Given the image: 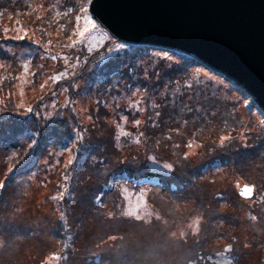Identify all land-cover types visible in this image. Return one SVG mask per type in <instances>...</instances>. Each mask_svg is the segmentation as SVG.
Instances as JSON below:
<instances>
[{"label":"trees","instance_id":"obj_1","mask_svg":"<svg viewBox=\"0 0 264 264\" xmlns=\"http://www.w3.org/2000/svg\"><path fill=\"white\" fill-rule=\"evenodd\" d=\"M77 7L74 8L71 0H0V177L3 176L0 179V264H44L46 251L50 252L51 264H93L89 260L98 256V264H203L227 246L234 257L232 264H264V199L260 193L255 204L248 206L237 189V185L247 182L255 184L260 192L264 190L263 173L255 172L256 167L251 168L256 150L260 153L264 150V113L254 104L252 96L242 86L184 54L128 44L125 52L124 48L118 50L115 45L121 42L115 41L99 25L95 30L108 37L104 46L72 50L76 64L69 72L60 63L57 68L53 66L50 59L38 61L33 52L36 47L57 57L54 43L60 36L68 35L74 21L73 16L63 13L68 8L75 13ZM88 14L93 18L90 11ZM17 36L25 38L17 39ZM24 47L31 50L26 53L22 50ZM33 56L36 70L31 71L30 77L34 82L31 84V79L27 83L28 92L19 99L16 85L28 73L27 65L34 60ZM38 63L47 71L55 67L53 77L59 75L60 79L43 83ZM199 68L208 70L209 75L201 74ZM83 78L81 85L84 86L80 90L87 91L91 108L79 109L78 113L70 111L74 130H67L63 127L65 121L59 117L63 100L58 102L52 116L46 115L48 106L46 111L40 107L48 93L57 92V87H66L74 97L75 85ZM39 84L46 85L47 92L36 94L33 87ZM235 91L239 93L238 101L231 97ZM130 95H138L139 100L129 101ZM216 100L222 105L253 103L249 108L251 113L260 116L263 123L260 133L253 134L254 141L246 142L238 131L223 140V133L227 131L210 127L206 117L218 115L211 109ZM121 102L124 105H119ZM118 105L128 111L120 115V120L130 116V111L131 114L144 111V120L132 117L137 125L124 127L125 134L113 141L121 124L119 121L113 124L115 117L111 111ZM152 105H157L159 110L153 111ZM222 107L221 113L227 119L229 110ZM233 113L230 109V114ZM167 117L169 121H164ZM126 120L129 124L130 120ZM238 123L243 128L247 122L239 118ZM232 126L239 127L237 123ZM195 136H208L201 144L208 152L202 151L200 163L192 164L180 147ZM208 142L214 144L213 149ZM55 145L59 147V157L52 153ZM60 149L73 156L70 166L63 170ZM45 157L51 159V164L57 158L59 166L56 173L53 165L49 170L53 174L51 192L43 195L41 202H33L34 210L41 212L30 218L17 215L12 218L21 200L12 205L10 200L15 198L7 200L8 189L17 188L26 180L38 182ZM216 161L221 165L212 168ZM206 165L209 167L205 171ZM221 168L223 174L229 175L224 183L216 186L211 174ZM122 173L129 177L126 184L134 192L157 198L164 214L172 210V202L178 204L189 199L195 203L185 208L183 216H176L173 211L169 225L157 223L141 228L140 218L125 209L123 182L105 188L112 176ZM58 174L60 178L56 181ZM144 177H157L161 185H139L132 181ZM173 184L176 189L172 188ZM220 193L222 197L218 198ZM100 194L102 203L97 204L95 200ZM55 199L61 207L59 211L52 203ZM194 215L200 217L199 226L184 239L176 237L175 254L167 261L170 256L166 255L163 245L169 232ZM152 233L157 235L151 236ZM69 234L72 241L66 243ZM49 235L53 242L46 244ZM170 238L175 240L173 236ZM31 240L37 245L34 252H30L34 247L30 246ZM11 253L12 260H9Z\"/></svg>","mask_w":264,"mask_h":264},{"label":"rangeland","instance_id":"obj_2","mask_svg":"<svg viewBox=\"0 0 264 264\" xmlns=\"http://www.w3.org/2000/svg\"><path fill=\"white\" fill-rule=\"evenodd\" d=\"M71 1L74 4V8L77 5H79V7H77V9L75 10V13L73 10V12L70 14V16L74 17L73 18L74 21L72 23L73 27L69 31L68 35H66V36L64 35L63 37L60 36L58 38V40H56V44L54 43V48L58 53L57 57L50 56V54H48L46 51L40 49L39 47H36L33 51L36 53L35 57L38 58V61H41L44 59H50V62L52 63L53 66H55L57 68L58 67L57 63H60V64H62L63 68L66 71H68V69H70L71 66H73V64H76V59L72 57V55L74 53L72 50H79V48H83V47H86L87 50H93L95 47L104 46V43L108 39V37H106L104 35V33L97 32L96 30L92 29L91 27L88 28V31L84 33L83 37H81L78 34L79 31L83 30L84 22L82 20L79 22V24H77V22L75 20V16L81 14L80 8L84 7V6L87 7V10L89 12L91 0H71ZM48 5H50V3H48ZM57 5H59V3H57ZM76 11H77V14H76ZM113 43H115V42H113ZM49 44H52V43H49ZM22 50L24 52L28 53L31 49L24 47V48H22ZM118 50H121V49H118ZM126 50L127 49L124 48L123 52H125ZM35 57L34 56L32 57L34 60H31V58H30L31 61H29L30 63L28 62L29 64L27 65V70H26V71H28V73L26 74V76H24V77L22 76L21 81L16 85L17 94H18V91L20 94L19 99H23L28 92L27 88H25V87H26L27 83L29 84L31 79H32L30 77L32 75L31 71L33 69L36 70V67L32 64V61H35ZM38 64H39V66H41L40 67L41 70L39 71V73H40V75H42L43 83H47L50 80H54L52 73L54 72L55 67L52 70L47 71V70H43V66L40 63H38ZM72 69H74V66ZM198 71L203 75H209L208 70H205L203 68H199ZM60 74L64 75L65 73L60 72ZM84 80L85 79L83 78L79 84L75 85V90L72 92L75 95L74 97L68 92V89L66 87L63 89H61V88L59 89L57 87V92L53 90L50 93H48L43 100L44 104L41 105V107H40L41 109H44L46 111V108L48 106L49 110H47L46 115L52 116L55 112V107L57 106L58 102L63 100L62 101L63 109H62V112H61L59 117L65 121L66 125H63V127L67 130H74L73 129L74 118L72 117V114L70 113V111L78 113L79 109H81V111H86V110H89L91 108L92 101H91V99L86 98L87 91L85 89H84V92L82 90H80L81 86H84V85H81V84H84ZM79 81H80V78H79ZM33 82L34 81L32 79L31 84ZM40 85H42V84H39L38 86L33 87L35 89L36 94H40L41 91L47 92V89H45L46 85L43 88L40 87ZM137 94H139V93H137ZM137 96L138 95H130V96H128V100L129 101H132L133 99L139 100L137 98ZM231 97L234 98L236 101H238L239 93L237 91H235V92H233ZM117 99L122 100L120 98H117ZM213 102L214 103H212L211 109H214L215 114L218 113V115H214L213 118H211V119L206 117V120L208 119L209 125L212 129H220L221 131H225V130L227 131V132L223 133V136H222L223 140L230 137V135L233 134L232 132H234V131H238V133H240L242 135L241 136L242 138L244 135V140H246V142L255 140V139L254 140L252 139L255 137V136H253V134L257 135L260 133V129H262L263 123L261 121L260 116H258L256 113H254L252 115V113L250 111L251 106L253 104L252 102L251 103L249 102V106L246 105L245 101H241L240 103L237 102L238 103L237 106L226 104V103L222 105L221 101H219V100H216ZM110 105L112 107L114 106L113 101H110ZM119 105H124V103L121 102V104H119ZM119 105H118V108H116V109L109 106L110 109H114V111H111L112 116L115 117V121L113 122V124L117 123V121H119L120 122L119 124H121V125L118 124L119 125V128H118L119 131L112 138L113 141L120 139L122 133H124L123 132L124 127L129 128L131 125H132V127L137 125L136 123H138V122L134 121L132 119V117H134V119L141 120V122H143V120H144V111H143V113L138 111V112H133L132 114H131L132 111H130V116L126 115V117L123 118V120L122 119L120 120V118H121L120 115H123L124 112L127 113L128 111L121 109L123 107L120 108ZM222 106L227 107V109L229 110V113L226 114L227 119H225L224 114L221 113V111H223ZM151 108L153 109V111L159 110L157 105H152ZM230 109H232L234 111L233 114H230ZM121 110H123V111H121ZM126 118L131 121V122L128 121L129 124H126L127 123ZM239 118H241V120H245L247 122L246 124H243V126H244L243 128H241L242 123H238ZM164 121H169V118L168 117L165 118ZM231 122H233V123H231ZM230 123H231V127L229 125ZM235 123H237V125L239 126L238 128L235 126H232ZM229 128H231V130H229ZM249 133H251V136L248 135ZM208 136L207 137H196V136L192 137V139L190 141H186L185 144L180 147V149L183 152V156L185 158L189 159V162H191L192 164L200 163L199 157L201 155H204V153L202 151L208 152V150L205 147L202 148V146H201L202 142L205 140V138H208ZM208 145H211L210 148L213 149L214 144H211L210 142H208ZM122 148L123 147H120V149H122ZM57 149H59V147L57 145L53 146L52 153H54L56 155V157H59V153L57 152ZM263 149H264V145H263ZM212 151H215V149ZM256 151H257L255 153L257 155L256 160H255L254 164L251 166V168L256 167L255 172H262L264 175V150L261 153L258 152V149ZM60 152L63 154V157H64V165L62 166V170H63V168L70 166L69 164H70V161L73 160V156L67 155V150L60 149ZM52 165L54 166V172L56 173V170L59 166L57 158L54 160L53 164H51V159H48L45 157V159H43V164L41 166V169H42L41 179L42 180L39 179V181L38 182L36 181L35 183H31L30 181L26 180V181H23L25 183H20L19 185H17V188H9L8 189L7 200H9L12 197L15 198V201L10 200V203L12 205L14 203H16L17 200H19V201L21 200L19 208L22 207L20 210H18L19 208H17L16 214L14 213V209L12 210V208L10 207V210H12L14 213V215L11 216L12 218H15L16 215L18 217L22 216L23 218H30L31 215H33V214L36 215L38 212L39 213L41 212L40 210L35 211L34 210L35 206L33 207L32 205H33V202H37V203L41 202V200L43 199L42 196L46 195V193L51 192L52 188H50V186L53 183V182H51L52 181L51 177L53 174L49 170L52 167ZM222 170H223L222 168L215 170V172L213 174H211V176L214 178V181H216V183H215L216 186H218L219 183H224L228 178L229 174H227V175L223 174ZM1 178H3V176H1L0 179ZM45 178H48V180L45 181L44 180ZM59 178H60V174H58V178L56 179V181H58ZM230 178L233 180L232 177H230ZM1 180H0V191L2 190ZM120 181L123 182V184L126 186L125 187V201L127 202V204L125 206V209L128 212V214H133V215H136L138 218H140L141 228H144V229H147L150 226L153 227L157 223H159L160 226L169 225V222L171 221L170 219L172 218L171 214L173 211H176V216H178V215L183 216V215H185L183 213L185 208L187 206H192L195 203L194 200L191 201L189 199H186V201L184 200L183 203H178V204H173V202H172V203H170L171 204L170 209H172V210L167 211L164 214L162 212V209L158 206V203L160 201L157 202L156 201L157 198H155L151 194L148 195L147 193H144V192L143 193L142 192L136 193V192H134V190H132L129 187V185L126 184L127 176L125 174H119V175H115L114 177H112L111 184L115 183V182L118 183ZM241 184H243V183H241ZM237 187H239V185H237ZM54 189H55V186H54ZM255 189H256L255 195L252 198H244L247 200L246 204L248 206L255 204V200H257L259 198L257 195L260 193H261L260 194L261 197L264 199V190H262L260 192L259 188L256 186H255ZM21 193L24 194L23 197H20ZM163 196L165 197L167 195L165 194ZM217 196H218V198H221L222 194L220 193ZM217 196H215L214 198H216ZM167 199H168V196H167ZM52 203L56 206V209H58V211H59L61 207L58 205V202L56 201V199H55V201H52ZM95 203L100 204L98 197L96 198ZM263 203H264V201H263ZM164 204H166V203H164ZM166 205H168V204H166ZM47 206L49 208L51 205L48 204ZM244 215L249 216V213L245 212ZM187 219L188 220L179 223L178 229H174L172 233L169 232V234H168L167 240L168 239L169 240L168 241L166 240V243L163 245V247H165L164 251L167 250L166 255L170 256V258L166 259L167 261H170V259L175 254V249L177 246L176 237L181 236L184 239L192 231H196L197 227L200 224V220H199L200 217L198 215H194L191 218H187ZM186 227L188 228V230H186ZM150 235L156 236L157 233H152ZM171 236H173L175 238V240L170 238ZM49 241L53 242V239L50 238V235L48 236V240H46V244ZM163 242H165V240ZM32 245L34 247L30 249V252H34L33 249H35V247L37 246L36 242L31 240L30 246H32ZM230 250L231 249L228 246L225 247L224 250H219L214 257H208L207 258V260H209V263L207 261H203V264H232L233 256L231 255ZM12 256H13V253H11V256H9L8 259L12 260ZM50 256H51L50 252L46 251V254L43 255L44 264H47V263L51 264V262L48 261L49 259H51ZM152 257H154V256H152ZM154 258H156V257H154ZM46 261H47V263H46ZM29 264H31V263L29 262ZM54 264H56V262H54ZM189 264H195V263L189 262Z\"/></svg>","mask_w":264,"mask_h":264},{"label":"water","instance_id":"obj_3","mask_svg":"<svg viewBox=\"0 0 264 264\" xmlns=\"http://www.w3.org/2000/svg\"><path fill=\"white\" fill-rule=\"evenodd\" d=\"M90 12L116 40L199 60L264 110V0H91Z\"/></svg>","mask_w":264,"mask_h":264},{"label":"snow or ice","instance_id":"obj_4","mask_svg":"<svg viewBox=\"0 0 264 264\" xmlns=\"http://www.w3.org/2000/svg\"><path fill=\"white\" fill-rule=\"evenodd\" d=\"M72 12H73V9L72 8H68L63 14L65 16H67V15L71 14ZM80 12L83 13V15H76L75 16V20H76L77 24H79V22L81 20H83V22H84L83 30L79 31V33H78L81 37H83L84 36V33L88 31L89 26H91V28L95 30L96 28H98V24L88 14L87 7L86 6L81 7L80 8ZM16 23L19 24V21H17ZM5 31H9V29H5ZM17 31H19V29H17ZM24 38L25 37L17 36V39H24ZM115 47L117 49H123V48L127 47V45L122 44V43H117L115 45ZM53 79L59 80L60 79V76L58 75L56 77H53ZM40 87L43 88V87H45V85L42 84V85H40ZM28 111L31 112L32 109L29 108Z\"/></svg>","mask_w":264,"mask_h":264}]
</instances>
